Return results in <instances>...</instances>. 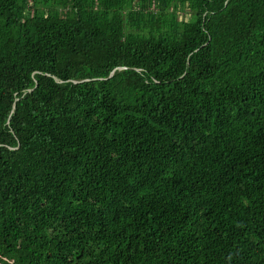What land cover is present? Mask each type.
<instances>
[{
	"label": "trees",
	"instance_id": "obj_1",
	"mask_svg": "<svg viewBox=\"0 0 264 264\" xmlns=\"http://www.w3.org/2000/svg\"><path fill=\"white\" fill-rule=\"evenodd\" d=\"M264 264V0H0V264Z\"/></svg>",
	"mask_w": 264,
	"mask_h": 264
},
{
	"label": "built area",
	"instance_id": "obj_2",
	"mask_svg": "<svg viewBox=\"0 0 264 264\" xmlns=\"http://www.w3.org/2000/svg\"><path fill=\"white\" fill-rule=\"evenodd\" d=\"M12 264H15L14 262Z\"/></svg>",
	"mask_w": 264,
	"mask_h": 264
}]
</instances>
